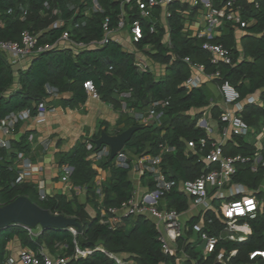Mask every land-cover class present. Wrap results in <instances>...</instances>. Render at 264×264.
<instances>
[{"label":"trees","instance_id":"16d2710c","mask_svg":"<svg viewBox=\"0 0 264 264\" xmlns=\"http://www.w3.org/2000/svg\"><path fill=\"white\" fill-rule=\"evenodd\" d=\"M101 1L106 7V14L111 16V26H116L122 13L123 0ZM46 2H49L51 9L59 8L61 16L66 19L67 23L60 29L50 27L52 18L50 10L45 6ZM70 2L71 0H0V40L19 42L25 29L38 35L40 43L57 41L66 29L70 31L75 41L90 43L93 40H100L104 34L103 22L106 14H93L88 18L85 26L77 27L76 22L82 19L83 15L74 17V12L69 8ZM213 4L220 7L223 5V0H213ZM239 4L243 7L244 19L248 22L253 20L252 24L242 28L247 32L243 40V58L239 57L236 48H231V39H216L230 50L233 64L213 63L211 54L203 48L207 38L193 36L184 31L185 5L181 0L173 2L168 7V27L157 21V31L154 33L149 31L150 20L141 18L136 6L134 10L127 9L128 23L132 24L136 19H140L144 28V36L135 42L136 47L144 51L153 61L166 66L162 76H157L149 69L141 70L137 65L135 54L116 41L80 52H76L73 48H55L38 53L31 58L30 66L20 70L18 74L8 56L0 51V117L4 118L11 112L25 108L30 109L35 115L39 103L49 98L48 86L58 89L60 93L71 94L69 98H62L61 102L64 105H82L89 97L84 87V83L88 80L94 82L101 99L115 108H121L123 102H127L129 108L145 110L154 101L169 100V105L159 109L163 111L160 124L144 125L127 116L124 119L125 126L118 128L117 132L140 124L143 127L133 134L126 144L125 151L158 154L163 144L174 145L175 151L164 155L163 168L166 175L179 180L194 179L202 173L204 164L198 161L196 155L187 156L186 143L208 137L207 130L198 127L197 123L203 115V110L208 108L211 102L206 83L192 88L186 85L193 73V68L185 61L186 57L194 64L204 65L207 74L219 70L220 76L214 79L215 83L221 86L222 82L230 81L239 90L242 101L251 95L259 94L260 103L247 104L241 115L251 127L264 124V0L254 2L239 0ZM21 7L28 10L25 20L21 19ZM198 7L200 5H196V8ZM166 32L170 34L169 44L164 42ZM125 92H131V96L122 97L121 94ZM192 110L202 111L191 116L188 113ZM211 113L215 118L220 119L222 111L215 105L211 107ZM19 125L15 132L18 131ZM103 126L107 131L108 126L105 123ZM101 131L102 129L94 135L92 141L100 137ZM28 137L23 135L19 140L13 141V150H0L4 157L0 164V204L5 205L20 196H26L53 214L75 218L80 223L81 229L74 227L77 230V233H74L70 228H47L38 237L30 239L24 227L10 225L0 231V264L6 261V248L15 234H19L22 242L31 249L45 245L55 251L58 243H64L65 248L62 253L69 257L66 264H119L106 251L118 256L130 255L135 264H179L178 254L164 253L158 227L155 221L147 216L129 215L124 217V224L111 227L101 222L98 211L96 217L87 219L85 206L79 201L74 190L71 197L57 194L41 200L33 185L16 183L14 159L20 151L29 154ZM208 141L210 146L213 139L209 138ZM223 148L227 156L241 153L252 158L258 151L260 152L262 162L259 163L257 170H252L251 160L241 163L233 180L263 198L264 190L261 189V185L264 183V145L259 148L247 137L233 134ZM60 162L72 167L70 177L73 186L86 188L88 198L96 209L99 204L97 179L101 170H108L111 173L101 185L104 194L103 205L106 208L121 207L123 202L133 197L134 183L130 177V170L116 166L109 158L95 162L91 158L86 142H80L70 152L62 154ZM151 187L154 188L153 182ZM164 197L168 207L182 212L187 210V197L178 188L166 192ZM206 216L213 218L214 221L211 224L207 223V231L212 234L223 231L225 222L215 212L208 211ZM249 224L252 232L246 240L224 241L220 244V249L221 247L229 251L237 249L238 253L233 258L235 263L264 264L262 256H258L255 260L250 259L251 252L264 251V199L258 215L249 219ZM186 240L179 238L177 243L179 250H184L191 256L183 264L217 263V253L205 258L198 248L187 244ZM77 249L91 253L83 256L77 252Z\"/></svg>","mask_w":264,"mask_h":264},{"label":"built area","instance_id":"2783aa9c","mask_svg":"<svg viewBox=\"0 0 264 264\" xmlns=\"http://www.w3.org/2000/svg\"><path fill=\"white\" fill-rule=\"evenodd\" d=\"M177 0H123L121 1L122 13L116 26H111V16L106 14V7L101 0H71L69 8L74 12V17L79 14L83 18L76 22L77 27L85 26L88 18L93 14H106L103 22V37L100 40H93L90 43L75 41L71 37L68 29L63 31L62 36L53 43H40L38 35L32 33L29 29H25L21 34V41H6L0 40V51L4 52L9 61L14 65L15 63L31 59L34 55L52 49L73 48L76 52L85 49L97 48L103 46L110 41L120 42L114 35L123 30H128L134 42H138L144 36V28L142 21L136 19L132 24L128 23V11L134 10L135 6L139 9L141 18L150 20L149 31L154 33L157 31V18L155 17V10L163 8L166 15H169L168 7ZM195 5H201L205 12L207 22L206 31L199 34V37H207L203 44V48L207 50L212 56V62L219 64L220 62L233 64L234 60L229 49L223 44L214 43L211 41L213 32L219 28L224 22H230L235 26L241 28L249 25L248 20L243 17V7L239 4V0H223V5L218 7L213 4V0H194ZM45 6L50 10V17L52 22L51 28L60 29L67 21L61 16L59 8H50L49 2ZM128 6V7H127ZM21 19L27 18L28 10L21 7ZM1 25V22H0ZM168 36H170L168 34ZM68 42L69 47L61 45V42ZM188 62L195 70L196 74L192 75L186 82L190 88L198 87L206 79H215L220 76V71L217 70L213 74L205 72V66L202 64L192 63L186 57ZM141 70L149 69L147 65L137 62ZM87 93L94 99H101L97 92L95 84L92 80L84 83ZM220 90L223 100L228 107L233 109H226L221 114V121L223 122L224 135L229 133L248 137L251 134L250 124L242 117L241 112L244 105L241 101V94L239 90L228 80L221 83ZM47 91L49 97L57 98L60 96L58 89L48 86ZM122 97H130L131 92L121 94ZM256 98L251 96L247 99L249 103H254ZM169 105V100L154 101L147 112H135L137 120H147L149 118H156L160 120L163 111L159 109L165 108ZM129 109L127 102H123L122 111L127 112ZM48 111L46 100L39 103L37 113L32 114L28 108L11 112L4 118L0 117V131L5 136L15 133L18 124L36 117L42 121ZM197 125L205 128L208 132V137H202L197 141L192 140L187 142V156L196 155L199 162L204 164L202 173L189 180H179L169 178L163 168L164 155L175 151V146L165 143L161 147L158 154H148L138 159H133L125 150L119 152L113 159L118 167L126 168L134 171L139 176L150 175L152 177L154 188L143 194L141 198L134 196L122 203L121 207L106 208L109 214L108 218L102 219V223L109 224L111 227H117L123 217L134 215H144L153 219L160 232V240L162 242V249L165 254H178L179 264H183L190 259L189 253L184 250H179L177 243L179 238H186L187 244L199 249L202 255L207 258L210 255L217 253L216 264H238L233 261L237 255L238 250H227L221 247L220 244L224 241L242 242L248 238L252 229L249 224V219L255 218L262 205L263 199L250 191L245 185L235 182L234 176L238 172V166L241 163L252 161V170L256 171L259 163L262 162V156L258 151L254 157L250 158L242 154L227 156L224 154L223 144L212 141L209 146L208 139L212 128L205 119H199ZM29 140H34V135H29ZM42 144L47 148L50 140H44ZM12 149V142L9 139L0 137V150ZM87 149L91 153V158L95 162H100L105 159H110L111 149L108 145H102L100 148L96 144L89 142ZM4 157L0 153V164ZM264 165V161H263ZM14 166L17 172L16 183H24L32 174L35 164L30 154L25 152H18L14 159ZM67 175L70 177L72 167L65 166ZM178 188L188 200V204L200 209L197 215V222H187L183 220L184 212L168 207L164 194ZM39 197L44 200L48 197V193L44 188L39 189ZM250 202V203H249ZM208 211L215 212L221 220L225 222V228L218 234H212L206 230L207 223H213V218H207ZM122 213V214H121ZM30 235H36L34 229L27 225H22ZM77 252L82 255H87L91 251H84L77 249ZM106 253L119 264H135L134 262H126L120 256L107 252ZM258 256L264 259V251L255 250L250 253V259L255 260ZM69 260L68 256L61 255L56 258H50L44 255L43 250L34 251L31 249H24L20 252V264H66ZM12 263V262H11ZM13 264V263H12ZM245 264H259V263H245Z\"/></svg>","mask_w":264,"mask_h":264},{"label":"crops","instance_id":"0c3cea01","mask_svg":"<svg viewBox=\"0 0 264 264\" xmlns=\"http://www.w3.org/2000/svg\"><path fill=\"white\" fill-rule=\"evenodd\" d=\"M247 1L254 2L255 0ZM181 3L185 5V9L183 11V14L185 16L184 31L193 36L203 34L206 31L207 27L203 7L200 5V7L196 8L194 0H181ZM155 17L161 25L168 27L167 15L163 8H157L155 10ZM252 23L253 20L249 21V24ZM168 34L169 32H166L164 36V42H166L167 44L171 42L170 36H168ZM246 34V30L242 29L241 27L229 24L228 22H224L213 32L211 41L214 43H219L216 39H231V48H236L239 52V57L243 58V40ZM114 37L118 38L120 40V43H122L127 50L135 54L137 62H140L143 65H147L149 70L157 74V76H162L165 73L166 66L153 61L144 53V51L139 50L136 47L135 42L133 41L132 36L128 30H123L119 33H116ZM61 45L69 47L68 42L65 41L61 42ZM31 60L32 59L28 58L27 60H22L15 63L13 65V68L15 69L16 74H18L20 70L28 68L31 64ZM192 70V75H195V70ZM204 83H206V88L208 89L210 94L211 105L203 110L204 114L200 117V119L203 118L207 120L210 127L212 128V132L210 133L209 137L213 139V141L222 143L224 146L226 145L227 141L232 138L233 134L229 133L226 136L224 135L223 123L220 119H217L212 115L211 107L217 105L222 113L228 108L233 109V107H228L225 104L220 90V85H217L214 79H206L202 82V84ZM70 96V93H61L57 98H47L46 103L48 106V111L42 121H39L36 117H32L22 122L19 125L18 131L11 135L5 136V134L0 131V137L9 139L11 142H13L15 140H19L23 135L29 136L30 134H33L34 140L30 141L28 137L27 141L29 143V154L35 164V168L32 174L24 183L33 185L36 188L37 196L39 199L40 188H44L48 193V196L66 194L71 197L72 191L74 190L78 195L79 201L84 204L87 213L91 215V218L96 217L98 211L102 222V219L108 218L109 214L106 212V207L103 205L104 194L102 192L101 185H103V183L106 182L108 177L111 175L110 171L101 170L99 178L97 179V192L99 195L97 201L99 204L98 209H96L88 198L87 189L73 186L71 177L67 175L64 168L67 165L69 166V164L61 163L60 156L64 153L70 152L80 142H86L87 144L89 142L95 143V141H92V138L100 129L105 130V127L103 126L104 123L108 126V133L117 134L118 128H122L125 126L124 119L127 116L132 117L134 120L144 125L151 123L160 124V120L156 118H149L144 121L137 120V118L135 117V112H147L150 107L145 110L129 108L127 112H125L122 111V107L115 108L112 104L102 99H94L90 95L87 101L82 105H64L61 102L62 98H69ZM251 96H254L256 98L254 103H249L247 101V99ZM251 96H249L245 101L241 100L244 108L247 104L260 103L259 94ZM201 111L202 110H198V112ZM122 119L123 122L120 123ZM251 128L253 131H251L250 136H248L250 138H247L250 141L255 142L257 147L262 148L264 145V124L261 123L259 127ZM44 140L51 141V144L47 148L42 144ZM11 150H13V148ZM126 152L134 160L149 154H137L136 152L130 150H127ZM130 177L134 183L133 196L135 198H141L143 194L153 189L151 187V182H153V180L150 175L139 176L137 173L130 170ZM261 189L264 190V183H262ZM262 199H264V197ZM199 210L200 209L194 207L193 205L188 204V208L184 211L183 214V220L192 223L193 220L197 219ZM122 224H124V217L117 226H120ZM15 225L22 226L21 224ZM32 228L36 232V235L32 236L28 232V236L30 239L38 237V235L41 234L44 230L40 225ZM24 249L31 248L29 246H26L22 242L21 236L19 234H15L8 242L6 248L7 259L4 264H20V252ZM40 249L43 250L45 256L50 258H56L63 255L62 252L60 254L58 253V245L55 247V251L50 250L45 245L39 247L38 249L31 250L38 251ZM120 257L123 258L126 262L133 263L130 255H121Z\"/></svg>","mask_w":264,"mask_h":264},{"label":"water","instance_id":"95a60500","mask_svg":"<svg viewBox=\"0 0 264 264\" xmlns=\"http://www.w3.org/2000/svg\"><path fill=\"white\" fill-rule=\"evenodd\" d=\"M142 127L134 125L117 134H110L106 130H102L100 137L95 140L96 147L100 148L102 145H108L111 149L110 160H113L119 152L125 149L133 134ZM15 224L30 227L40 225L43 229H65L70 227L81 229L80 223L75 218L53 214L26 196H20L5 205L0 204V231Z\"/></svg>","mask_w":264,"mask_h":264},{"label":"rangeland","instance_id":"374dc122","mask_svg":"<svg viewBox=\"0 0 264 264\" xmlns=\"http://www.w3.org/2000/svg\"><path fill=\"white\" fill-rule=\"evenodd\" d=\"M209 80V79H207ZM220 98V97H219ZM198 110H192L190 111L188 114H190L191 116H195L196 114H198ZM204 114V113H203ZM253 131V130H251ZM250 138V137H248ZM91 218V215H89V213H87V219H90ZM70 229L74 232V233H77V230L74 228V227H70ZM65 247V244L63 243H58V253L60 254L62 252V250L64 249Z\"/></svg>","mask_w":264,"mask_h":264},{"label":"snow or ice","instance_id":"6c2138e0","mask_svg":"<svg viewBox=\"0 0 264 264\" xmlns=\"http://www.w3.org/2000/svg\"><path fill=\"white\" fill-rule=\"evenodd\" d=\"M250 203V202H249Z\"/></svg>","mask_w":264,"mask_h":264}]
</instances>
